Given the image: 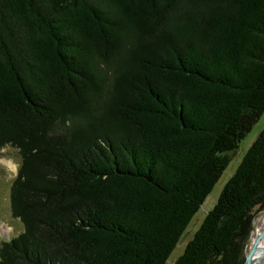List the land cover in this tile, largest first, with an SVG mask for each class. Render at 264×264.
Returning <instances> with one entry per match:
<instances>
[{
	"label": "trees",
	"instance_id": "1",
	"mask_svg": "<svg viewBox=\"0 0 264 264\" xmlns=\"http://www.w3.org/2000/svg\"><path fill=\"white\" fill-rule=\"evenodd\" d=\"M264 113V0H0V264H166ZM264 129L174 264H244Z\"/></svg>",
	"mask_w": 264,
	"mask_h": 264
},
{
	"label": "rangeland",
	"instance_id": "2",
	"mask_svg": "<svg viewBox=\"0 0 264 264\" xmlns=\"http://www.w3.org/2000/svg\"><path fill=\"white\" fill-rule=\"evenodd\" d=\"M264 129V113L260 116L257 123L246 134L245 138L238 145V149L231 155V160L226 169L220 175V178L200 206L197 213L192 217L184 233L179 239L176 247L170 254L166 264H174L175 261L183 254L187 244L193 235L201 227L206 215L217 203V199L221 193L224 184L234 175L239 166L244 153L254 142L260 131ZM9 163V165H6ZM20 166V158L16 149L4 147L0 150V246L4 241H8L18 235L22 231V225L14 219L10 211L9 190L10 185L17 175ZM264 218V210L255 212L254 229L249 238L246 253L248 252L251 242L254 241L257 230L261 226Z\"/></svg>",
	"mask_w": 264,
	"mask_h": 264
},
{
	"label": "bare ground",
	"instance_id": "3",
	"mask_svg": "<svg viewBox=\"0 0 264 264\" xmlns=\"http://www.w3.org/2000/svg\"><path fill=\"white\" fill-rule=\"evenodd\" d=\"M9 165V163H6ZM260 240L255 244L254 251L250 257L249 264H264V218L261 222V226L257 230L256 235H261Z\"/></svg>",
	"mask_w": 264,
	"mask_h": 264
},
{
	"label": "water",
	"instance_id": "4",
	"mask_svg": "<svg viewBox=\"0 0 264 264\" xmlns=\"http://www.w3.org/2000/svg\"><path fill=\"white\" fill-rule=\"evenodd\" d=\"M261 237H262V234L261 235H256L254 241L251 242L250 248H249L248 252L245 254L244 264H249L250 257H251V255H252V253L254 251V246L260 240ZM250 238H251V236H250Z\"/></svg>",
	"mask_w": 264,
	"mask_h": 264
}]
</instances>
